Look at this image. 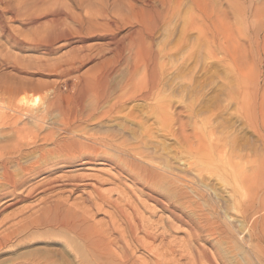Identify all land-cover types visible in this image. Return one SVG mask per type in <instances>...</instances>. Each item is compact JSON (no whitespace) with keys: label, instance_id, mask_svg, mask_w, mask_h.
Instances as JSON below:
<instances>
[{"label":"rangeland","instance_id":"rangeland-1","mask_svg":"<svg viewBox=\"0 0 264 264\" xmlns=\"http://www.w3.org/2000/svg\"><path fill=\"white\" fill-rule=\"evenodd\" d=\"M63 1L61 7L67 13L64 16L65 22L74 28L81 21L88 27L90 19L96 17L102 7L101 1L113 7L115 2L121 0H90L91 3H87V7L85 4L78 5L75 0ZM227 2L228 0H221V5L227 7ZM7 3L12 4L9 6ZM17 3L16 0H0V105H7V100L11 102L13 99L14 102L20 103L26 97L30 100V106L37 109L52 100L56 91L65 97L63 102L68 106L89 111L90 99H85L87 102L84 101L82 106L76 104L78 89L103 66L114 64V54L107 48L112 31L107 30L111 33L109 34L104 29H85L84 34L88 37L91 35L89 38L86 34V39L76 35L73 42L64 44L59 40L55 42L54 49L48 50L44 43L52 27L55 6L39 7L27 12L24 8L18 9ZM182 3L178 13L161 26L152 42V47L158 54V71L162 82L160 93L150 99L141 98L146 79V71L141 67L137 70L138 73H135L136 80L134 85L128 88V94L113 107L109 105L112 101L106 104L107 109L110 107L109 113L100 115L101 117L96 114L98 117L84 123L90 133H96L110 141L115 139L117 143L120 142L118 145L122 149L131 148L138 157L146 159L147 164H151L161 177L145 181L135 180L130 175H125L126 173L118 174L117 183L106 182L102 189L113 190V199L133 223L138 221L148 225L158 224V229L161 228L159 232H162L166 225L163 221L169 218L171 220L172 217L163 211L161 202L164 200L172 206L180 202L185 218L190 220L193 226H190V223L185 224L181 230L168 231L167 238L156 239L154 246L166 252L164 260L167 262L175 260L174 254L167 252V249L172 245L176 246L175 242L179 239L184 244L183 249H187L184 252L187 255L181 259V264H209L201 256L197 258L200 255L197 253V245L207 249L216 264H264V244L255 236L257 226L264 222L263 136L260 137L257 131L252 129L250 119L245 118L236 98L228 91L229 82L237 76L231 66L222 59H210V36L201 34L200 38L196 39L198 33L186 28L187 17L191 15L193 5L190 0H184ZM30 14L35 16L34 22L29 21L32 17ZM78 26L80 27L77 25L76 28H79ZM122 30L118 36L129 31L128 27ZM61 42L63 45H60ZM82 47L84 51L81 50ZM87 47L91 49L88 50ZM83 56L86 58H82ZM127 58L129 57L126 54L122 65L120 64L115 72L113 81L117 86L123 83V76L129 69ZM106 60L108 61L105 64ZM132 86L134 89L130 92ZM118 91L122 90L117 89L116 94H119ZM36 96L39 100L33 102ZM163 108L167 109L170 114L165 112L171 115L172 119L160 118ZM176 115L181 120H178ZM65 117L53 113L48 118L61 120ZM67 118L73 120L76 117L73 113ZM76 120L80 121L78 118ZM86 171L89 174L101 175L105 179L110 178L106 171L99 168ZM83 188L84 185L83 193L81 190L72 195L70 192L62 194H70L73 197L71 202H74L75 196H80L81 193V196L87 197L92 191L91 187ZM62 190L67 189L57 188L54 192L40 189L35 195H31L32 197L17 202L18 204L5 209L0 207V235L5 233L11 223L22 217H36L41 200L49 196V193L51 195ZM146 191L162 200L159 202L149 199L145 195ZM109 205H104L103 209L93 216V220L101 225V229L108 231L112 217L115 218L122 226L113 235H109L112 238L120 237L126 227V219L121 213L119 216L115 206ZM190 227L196 228L194 231H197L198 235L201 234L197 242L190 243ZM39 229L31 228L19 235V239L16 237L12 244L14 247L11 245L9 250L0 253V264H9L29 256L38 260L49 259L55 264H81L63 249L70 240L69 235L49 227ZM156 230L152 229L153 232ZM138 234L143 241L152 242L143 231ZM132 245L137 258L146 261L154 258L145 248ZM87 262L98 264L92 259ZM170 262L168 264H172Z\"/></svg>","mask_w":264,"mask_h":264},{"label":"bare ground","instance_id":"bare-ground-1","mask_svg":"<svg viewBox=\"0 0 264 264\" xmlns=\"http://www.w3.org/2000/svg\"><path fill=\"white\" fill-rule=\"evenodd\" d=\"M16 1L18 2L17 8L20 10L24 8L27 12L36 10L39 7L50 8L55 6L51 20L52 27L47 33V40L44 43L48 50L54 49L55 42L59 40L65 44L73 42L76 35L82 39L85 38V29L86 31L98 28L105 31L111 30L113 34L109 38L107 48L113 52L115 62L111 66H101L102 69L100 68L101 70L97 74L86 79L79 86L76 104L81 105L90 99L91 102L88 101L90 106L87 103L90 107L89 111L84 108L68 106L63 102L65 97L56 91L52 100L37 109L30 106V100L26 97L20 103L18 101L17 103L14 102L15 100L11 97L14 101L9 102L10 100H7V105H0V207L5 209L21 200L24 201L40 189L51 190V192L56 191L57 188L59 190L67 189L51 195L49 193V196L41 200L39 210L37 209L39 214L36 217L33 216L30 219L29 216L22 217L11 223L5 229V233L2 232L3 235H0V253L11 247L14 244L13 240L25 231L31 228L49 227L69 235L70 240L67 241L66 247L63 249L81 264H87L90 259L98 264H168L170 261L164 260L166 252L154 246V242L160 237L167 238L168 231L181 230V227L185 224L190 223L189 225L193 226L191 225L192 222L185 218L180 202L172 206L163 200L161 208L172 217L171 220L165 218L166 221L163 222H166V225L163 227L162 232H159L161 228L158 229V224L148 225L147 223L143 224V221V223L138 221L133 223L124 213L123 208L113 199V190L104 191L102 185L106 182L114 184L118 179V174L126 173L125 175H130L135 180L142 179L145 181L156 180L160 175L151 164H147L146 159L144 160L138 157V154L133 153L130 150L131 148L126 150L124 145V149H122L118 145L120 142L117 143L115 139L110 141L96 133H90L84 123L109 113L110 107L117 105L128 94V88L134 85L136 80L135 73L141 67L146 71V79H144L143 84L145 90L142 92L141 98L150 99L160 93L162 82L158 71V54L154 50L155 48L153 49L152 42L161 26L169 22L170 18L178 13L184 0H121L118 3L115 2L113 7H109L101 1L102 7L96 13V17L90 19L89 26L85 27V24L81 21L77 24L80 25L79 28H76L77 25L71 28L65 22L64 16L67 13L61 7L63 0ZM75 1L78 5L85 4L86 7L91 3L90 0ZM190 1L193 7L191 6V15L187 17L188 25H186V28L188 27V29L198 33L196 39H199L201 34H208L210 36L208 43L210 59H222L231 66V70L237 76L232 82H229L228 91L232 97L236 98L240 109L245 113V118L250 119L249 123L252 129L257 131L260 137L263 136L264 140V0H228L227 7L221 5V0L216 2H212V0ZM10 4L12 3L8 5L10 6ZM33 14H30L32 17L29 21L31 22H34L35 16ZM180 18H182L181 15ZM73 25L74 23L71 26ZM126 27L129 31H124L126 34L122 35L121 33V36H118L120 31ZM107 32L109 33V31ZM91 34L93 35V33ZM63 43L60 45H63ZM81 50H83V47ZM126 54L129 57L127 58L129 69L126 70V75L123 76L125 78L123 83L117 86L113 78ZM86 56L82 58H86ZM107 61L103 62L106 64ZM132 87L129 90L130 92L134 89V86ZM246 88L249 90L247 91ZM250 88H253V90ZM117 89L122 90L121 93L118 91L119 94H116ZM1 98L4 99L3 96ZM85 99L87 100L85 101ZM37 100H39L38 96L35 97L33 102ZM109 101L112 102L109 104L110 107L108 106L109 109H107L106 104ZM162 110L160 116L162 120L172 117L166 108ZM53 113H58L60 116L64 115L66 119L48 118ZM73 113L75 119L67 118L68 115H73ZM24 118L27 120H24ZM77 118L80 121L76 120ZM195 145L197 144L195 143ZM97 168L106 171L110 178L105 179L101 175L89 174L86 171ZM39 177L41 178L39 179ZM83 185L85 187L83 189H87V187L92 189L87 197L85 195L84 197L81 196L80 193V196H75L74 202H71L73 197L70 194L64 195L66 192H70L72 195L74 192L81 191ZM145 195L149 199L159 202L162 200L151 192L146 191ZM262 200L264 201V196ZM108 204L115 206L118 209L117 213H121L126 219L124 221L126 227L120 237L114 236L115 238H112L111 236L122 226L118 224L115 218L112 217L110 230L108 231L103 230V226V229H101V225L93 220V216L99 213L104 205ZM116 216L118 215L116 214ZM163 222L159 223L162 224ZM160 226L162 227V225ZM257 227V235L255 236H258L264 244V222ZM152 229L157 230L153 232ZM190 230V243L197 242L201 234L198 235L197 231H194L197 230L194 227H190ZM139 231H143L152 242L143 241L138 234ZM175 243L176 246L167 247V252L174 254L175 257V260L170 263L181 264V259L187 255V253L184 254L187 249H183L184 244L181 240L177 239ZM132 244L138 245L139 248H145L146 251L153 254L154 258L149 261L137 258ZM196 248L197 253L200 254L197 258L201 256L209 264H216L207 249L201 245H197ZM190 253L192 252L190 251ZM45 254L47 255V253ZM29 257L13 260L14 262L10 261L9 264H55L49 259L38 260Z\"/></svg>","mask_w":264,"mask_h":264}]
</instances>
